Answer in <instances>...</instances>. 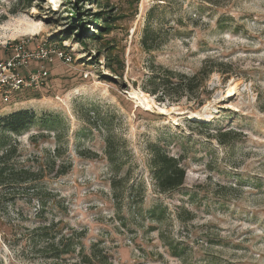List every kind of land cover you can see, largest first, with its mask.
Here are the masks:
<instances>
[{
  "label": "rangeland",
  "instance_id": "rangeland-1",
  "mask_svg": "<svg viewBox=\"0 0 264 264\" xmlns=\"http://www.w3.org/2000/svg\"><path fill=\"white\" fill-rule=\"evenodd\" d=\"M26 3L0 0V60L32 37L70 63L54 59L41 89L0 97V117L29 109L61 119L51 132L0 129V264H264V0ZM100 11L110 28L90 40ZM149 24L161 43L146 52ZM206 65L213 72L193 92L182 82L160 101L144 89L152 69L189 77ZM151 144L180 159V188L157 189ZM46 227L48 239L34 241ZM67 237L73 250L54 256Z\"/></svg>",
  "mask_w": 264,
  "mask_h": 264
},
{
  "label": "trees",
  "instance_id": "trees-1",
  "mask_svg": "<svg viewBox=\"0 0 264 264\" xmlns=\"http://www.w3.org/2000/svg\"><path fill=\"white\" fill-rule=\"evenodd\" d=\"M206 1L211 3V0H206ZM30 2L31 0H27L26 7H28V4ZM109 18L111 17L106 15L105 11L97 12L93 16L92 20L93 22L98 24L97 26L100 28V31L98 35L91 34L90 40L101 38L102 34H104L102 31L110 28ZM80 42L84 43L83 40H81ZM160 43H161L160 31L158 30L154 31L151 28L150 24L147 25L143 30L142 36L140 37V46L146 52H150L156 50L160 46ZM58 45L62 47L60 42L58 43ZM108 61L111 60L109 59ZM107 66L112 70V72H116V68H114L111 64L107 63ZM120 70L121 72L124 70L123 65L120 67ZM212 72H213L212 69L209 68L207 65L204 66L198 72V74L189 77H186V75L175 73L170 70L165 71V74L162 75L158 71H155V69H152V73L145 80V82L149 86L148 87L149 89L147 88L144 89L152 95L160 94L158 99L162 101L166 97L170 99V97H172L174 94H178V91L176 90L175 86H177L182 82L184 83V87H182V91H186V92L195 91L197 88H199L201 81L206 79L208 75L211 74ZM174 78H176L177 81H175ZM34 123H37V125L41 128V130L51 132L57 129L56 125H59L61 123V119H58V116L57 115L54 116L53 114H45V115H41L40 117H37L36 114L29 109H16L0 117V129L14 134L21 133L22 131L26 130L29 126L33 125ZM194 124H196L198 127H200L201 125L198 123H194ZM229 133L230 131L225 132V131L217 130L215 134V138L218 140L220 144L229 143L230 142ZM105 141H106L105 153L108 156L109 160L112 161L115 158L113 156L115 153L113 144L109 137H106ZM58 151L59 150L57 149L56 153ZM149 151H150L149 168H150L151 176L155 181V185L157 189L160 192H169L180 188L185 180V168L181 164L180 159L174 155L168 154L163 148L159 147L156 144L149 145ZM54 157H57V155H54ZM53 161L51 162V170L55 171L56 175L65 174L67 169H63L64 167H62L61 169V166L59 167L57 166L55 169V161L54 162ZM6 169H7V165H3L2 167H0V184H2L1 176L4 174V170ZM29 174L30 173H28V171L27 173L26 171H22L21 173H19V175H21V177H19L20 180H22L23 182L33 180L34 178L30 177L32 175ZM39 199L42 198L39 197ZM152 211H154V209ZM47 230L48 229L46 227L45 229H41L40 231H37V233L34 234L33 240L37 242L40 239L42 240L48 239L47 235L50 234V232ZM70 239L69 237H67L65 240L64 238L61 240L60 247L57 246V248L54 249L55 250L54 256L56 257L63 256V254H68L73 250L74 248L73 244L68 243ZM176 248L177 247L175 246L171 247L173 253H176L175 251Z\"/></svg>",
  "mask_w": 264,
  "mask_h": 264
},
{
  "label": "built area",
  "instance_id": "built-area-1",
  "mask_svg": "<svg viewBox=\"0 0 264 264\" xmlns=\"http://www.w3.org/2000/svg\"><path fill=\"white\" fill-rule=\"evenodd\" d=\"M32 37L13 43L11 56L0 60V97L10 101L12 96L24 91H36L45 86L49 77L48 65L54 59L70 63L65 53L45 42L30 45ZM29 62L41 63L39 67L29 70Z\"/></svg>",
  "mask_w": 264,
  "mask_h": 264
},
{
  "label": "bare ground",
  "instance_id": "bare-ground-1",
  "mask_svg": "<svg viewBox=\"0 0 264 264\" xmlns=\"http://www.w3.org/2000/svg\"><path fill=\"white\" fill-rule=\"evenodd\" d=\"M232 91H233L232 88H230V89H229V92L232 93ZM143 97H146L145 94H143ZM144 99H145V98H144ZM145 101H146V99H145ZM147 106H148V102H147Z\"/></svg>",
  "mask_w": 264,
  "mask_h": 264
}]
</instances>
